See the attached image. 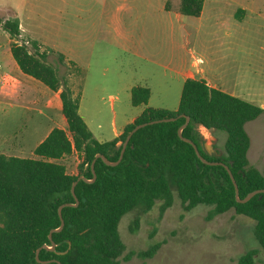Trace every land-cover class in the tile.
<instances>
[{
    "label": "rangeland",
    "instance_id": "rangeland-1",
    "mask_svg": "<svg viewBox=\"0 0 264 264\" xmlns=\"http://www.w3.org/2000/svg\"><path fill=\"white\" fill-rule=\"evenodd\" d=\"M167 3L170 10L165 9ZM179 4L180 0H0V20L18 18L29 48L34 50V41L46 51L48 62L75 94L81 84L80 113L98 136L101 132L103 141L113 140L115 129L140 110L132 106L127 84L151 88L149 107L177 110L183 86L178 72L183 68L204 78L198 71L211 66L224 76L229 90L238 86V94L245 92L244 100L264 109V0H206L200 17L180 14ZM9 57L14 61L9 35L0 26V63L16 79ZM74 66L84 71L82 76L75 75ZM36 83L34 106L41 108L42 89L50 90ZM2 87L0 141L26 134L32 116L20 109L8 114L11 101L2 97L11 87ZM258 119L247 130L252 146L264 149V114ZM200 131L203 143H215L217 152L224 153L225 131L217 130V137ZM43 136L33 131L31 144ZM24 156L34 157L31 148ZM61 162L68 173L79 174L77 154ZM173 190L174 203L163 214L156 203L151 209L140 204L123 216L118 228L125 245L121 264H239L251 250L257 251L255 264H264L254 220L230 210L207 221L211 207L186 211L174 186ZM151 249L155 251L150 257L138 255Z\"/></svg>",
    "mask_w": 264,
    "mask_h": 264
},
{
    "label": "trees",
    "instance_id": "trees-1",
    "mask_svg": "<svg viewBox=\"0 0 264 264\" xmlns=\"http://www.w3.org/2000/svg\"><path fill=\"white\" fill-rule=\"evenodd\" d=\"M204 3L180 0L178 11L184 16L200 17ZM165 9L170 10L168 3ZM0 26L9 35L10 53L22 73L54 92L60 91L62 114L67 121V130L54 128L35 148L34 158L0 155V264H43L36 260V252L44 245L52 246L49 233L61 225L59 207L76 203L73 184L80 176L93 179L91 165L97 155L118 161L129 133L143 124L148 125L133 134L119 165L108 166L97 159L96 181L78 182L75 193L79 205L63 208L65 226L53 234L55 250L43 248L40 260L49 261L45 264H121L119 257L125 250L118 231L121 219L140 204L151 209L160 203L163 214L174 203L173 186L186 211L200 205L211 207L207 221L230 210L254 220L255 235L264 250V193L239 203L227 169L204 164L193 146L178 135L186 117H190L183 136L198 145L206 160L229 167L240 198L245 199L254 191L264 190V168L259 170L249 162L251 139L246 131L247 123L260 117L263 108L212 88L203 79H187L176 111L147 107L121 135L99 142L79 113L81 92L73 93L58 69L48 62V53L41 52L36 42L31 43L33 51L29 48L22 39L19 19L0 20ZM59 61L64 63L62 55ZM74 70L75 75H83L79 68L74 66ZM150 97L147 87L131 90L134 107L147 106ZM165 119L175 120L149 124ZM200 127L227 133L221 156L201 149L205 139ZM73 153L81 159L78 175L68 173L61 162ZM154 251L138 255L150 257ZM256 255V250L247 252L239 264H255Z\"/></svg>",
    "mask_w": 264,
    "mask_h": 264
},
{
    "label": "crops",
    "instance_id": "crops-1",
    "mask_svg": "<svg viewBox=\"0 0 264 264\" xmlns=\"http://www.w3.org/2000/svg\"><path fill=\"white\" fill-rule=\"evenodd\" d=\"M204 5H205V3H204ZM239 10L237 11V13L239 12ZM202 13H203V11H202ZM21 32H22V30H21ZM9 67L15 74L17 85H16V82H15L13 84V86H11V88L7 87V88H10V89H7V88H6L7 90L4 89L5 92L3 93V97L2 98L11 101V103H10V111L8 112V114H10V115L17 114L18 109H20V110L31 111L32 112V116L29 117L28 120H27V123H28L27 130L28 131H27L26 134H22L23 136L21 135L20 137H14L13 136V137H10V138L9 137L4 138V140L1 139V141H0V144H1L0 145L1 146L0 155L4 154V155H7V156H15V157H20V158H34L35 156L34 157L24 156L25 150L31 148V154L34 155L35 148L42 141H44V139L49 135V133L54 128H60V129H63V130H67V121H66L65 117L62 114V103H61V100H60V91L59 92H54V91H52L50 89H49L50 91H47V89H42L43 90L42 91L43 95L41 97V100H39V102L41 103V108L40 107L37 108V107L34 106L38 101L36 99V93H35V91L33 89V88H35V84H37L36 80L31 78V77H29V76H27V75H25V74H23L22 71L20 70V68L18 67L17 63L12 61V60H10V57H9ZM4 68H5L6 71L10 72V70H8L5 66H4ZM198 72L203 74L204 78H198L193 72H191L190 70H188L186 68H183L181 72H178V76L182 77V79H183L182 83L183 84H184V82L187 79H197V80L203 79L212 88L219 89V90H221L223 92H226V93H228L230 95H233V96H236V97L244 99L243 95L245 94V92H241L242 94H238V92H237V87L238 86H235V88H232L233 90H229V88H227L226 81L224 80V76L222 74L215 73L216 71H214L211 68V66L206 67L204 69H201ZM212 80L219 81L220 84H215V83L211 82ZM80 81H81V83H83V78L82 77L80 78ZM137 86H142V85H137ZM80 87H81V84L79 85V91H80ZM133 87H135V85H133V84H127L126 87H125V89L127 91H130V95H131V90H132ZM143 87H147L151 91V88L149 86H143ZM71 89H72L73 93L75 94L74 89L73 88H71ZM75 95H77V94H75ZM21 100L22 101L23 100H27L28 104L25 105V106H20V105L14 104L12 102V101H21ZM147 107H149V106L148 105L147 106H139L138 108H140V110L136 114L135 117H133L131 120L126 121L121 126V128L119 130L115 129L114 138L113 139H115L116 137L121 135L123 133L125 127L128 124L132 123ZM80 109H81V107L79 105V113H80ZM80 115H81V113H80ZM35 117H37V118H35ZM258 118H260V117H258ZM258 118L256 119L257 121L260 120ZM256 120H253L251 122H254V121L257 122ZM84 121L87 123V125L90 128V130L92 131L94 137L99 142H108V141L101 140L99 138V137H101L100 136L101 132H98L99 133V136H98L95 133V131L92 130V128L88 124V122L85 119H84ZM249 123H247V125H246L247 133H248L247 126H248ZM42 124H47V125L43 126ZM260 124H262V123H260ZM0 126H1V124H0ZM98 129H101L100 126L97 127V130ZM200 129L205 130V131H207L209 133L211 132V134H213L214 136L217 137L216 131L207 130L204 127H200ZM33 131H37L39 136L42 135V134L44 136L37 143L35 142V143L31 144V139L32 138L29 139V136L33 133ZM11 138H13V140H11ZM250 139H251V137H250ZM213 144H215V143H213ZM254 151H255V154H254ZM74 154H77V153H73L72 155H74ZM77 156L79 157L78 154H77ZM248 159H249L250 164L253 165L254 167H256L257 169L262 170L264 168V149L258 148V147H253L252 146V140H251V146H250V149H249V152H248Z\"/></svg>",
    "mask_w": 264,
    "mask_h": 264
},
{
    "label": "water",
    "instance_id": "water-1",
    "mask_svg": "<svg viewBox=\"0 0 264 264\" xmlns=\"http://www.w3.org/2000/svg\"><path fill=\"white\" fill-rule=\"evenodd\" d=\"M174 120H175V119H165V120L155 121V122H152V123H149V124L159 123V122H162V121L168 122V121H174ZM189 123H190V117H186V122H185V124L182 125V126L179 128V130H178V135H179V137H180L184 142H187V143H189V144H191V145L193 146V148H194V150H195L197 156L200 158V160H201L204 164H208V165H222V166H224V167L227 169V171H228V173H229V175H230V177H231V179H232V182H233V184H234V187H235V196H236V199H237V201H238L239 203H246V202H248L251 198H253L256 194L264 193V190H257V191H254V192L250 193L245 199H241V198H240V195H239V187H238V185H237V183H236V181H235V178H234L233 174L231 173L229 167L226 166L224 163H221V162H210V161L206 160V159L201 155L198 145H197L196 143H194L191 139H188V138H186V137L183 136V130L186 128V126H187ZM146 125H148V124L139 125V126H137L135 129H133V130L129 133V135L127 136L125 142L123 143L122 150H121L120 157H119L118 161H116V162H112V161H109V160L107 159V157L104 156V155H97L96 158L94 159L92 165H91V171H92V173H93V179H92V180H87L84 176H80L79 179L73 184L71 191H72V194H73V196H74V198H75L76 203H75V204L67 203V204H64V205H62V206L59 207V209H58V214H59V217H60V220H61V225H60L59 228L54 229V230H51V232L49 233V239H50V241H51V243H52V246L49 247V246H47V245H44V246H42L41 248H39V249L37 250V252H36V260H37L39 263H43V264H45V263H48V262H49V261H41L40 258H39L40 251H41L43 248H45V249H47V250H51V251H54V250H55L56 244H55L54 241H53V234H54V233H59V232H61V231L63 230L64 226H65V221H64V219H63V215H62V210H63V208H65V207H77V206L79 205V200H78V198H77V196H76V193H75V188H76V185L78 184V182H79L80 180H83V181H85V182H87V183H94V182L96 181V179H97V175H96V172H95V163H96L97 159H102V160L104 161V163H106L108 166H117V165H119L120 162H121L122 159H123V156H124L125 150H126V148H127V145H128V143H129L131 137L133 136V134H134L135 132H137L139 129L145 127ZM201 149H202L204 152L208 153L209 155H212V153H214V156H216V157L221 156V154L217 152V150H216L214 144H212V145H208V144H206V143H202V144H201ZM57 262H58V261H57ZM58 263L61 264L60 262H58Z\"/></svg>",
    "mask_w": 264,
    "mask_h": 264
},
{
    "label": "built area",
    "instance_id": "built-area-1",
    "mask_svg": "<svg viewBox=\"0 0 264 264\" xmlns=\"http://www.w3.org/2000/svg\"><path fill=\"white\" fill-rule=\"evenodd\" d=\"M16 79L6 71L4 66L0 63V84L3 87H11L15 83Z\"/></svg>",
    "mask_w": 264,
    "mask_h": 264
}]
</instances>
